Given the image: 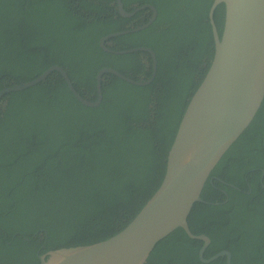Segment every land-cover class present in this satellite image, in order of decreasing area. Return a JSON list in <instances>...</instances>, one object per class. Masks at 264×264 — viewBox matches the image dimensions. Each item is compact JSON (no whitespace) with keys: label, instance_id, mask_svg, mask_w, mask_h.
<instances>
[{"label":"trees","instance_id":"1","mask_svg":"<svg viewBox=\"0 0 264 264\" xmlns=\"http://www.w3.org/2000/svg\"><path fill=\"white\" fill-rule=\"evenodd\" d=\"M122 2L127 11L157 9L150 26L106 42L115 52L151 48L152 83L105 73L102 103L91 108L55 71L0 100V264H41L49 251L109 239L163 181L182 117L214 57V0ZM151 13L122 17L116 0H0V92L52 66L63 67L90 101L103 68L147 82L154 72L150 53L107 52L100 40L142 27ZM225 14L224 4L214 13L220 36ZM201 197L205 203L194 205L188 222L211 240L204 258L228 250L232 264H264V101ZM202 245L178 228L145 264H227L226 258L203 263Z\"/></svg>","mask_w":264,"mask_h":264},{"label":"water","instance_id":"2","mask_svg":"<svg viewBox=\"0 0 264 264\" xmlns=\"http://www.w3.org/2000/svg\"><path fill=\"white\" fill-rule=\"evenodd\" d=\"M116 1L122 17L131 18L146 9L153 12L148 23L133 31L142 30L156 20L157 9L153 5L146 4L128 12L122 0ZM221 4L225 5L226 14L220 36L214 13ZM209 19L215 41L214 57L182 117L160 187L132 221L114 236L92 245L49 251L39 256L41 264H145L156 245L178 228L190 239L203 242L199 251L203 263L226 258V263L232 264V254L228 250L204 258L211 240L205 234H194L188 218L196 203H205L201 195L211 173L251 125L264 101V0H214ZM130 32L103 37L100 45L103 50L116 54L150 53L154 72L147 82L136 81L113 68H103L97 74V98L90 101L75 89L63 67L52 66L35 80L5 88L0 92V100L7 93L44 82L55 71L64 78L75 98L91 108L102 103L105 73L133 85L152 83L156 77L157 58L151 48L115 52L106 45L111 38Z\"/></svg>","mask_w":264,"mask_h":264},{"label":"flooded vegetation","instance_id":"3","mask_svg":"<svg viewBox=\"0 0 264 264\" xmlns=\"http://www.w3.org/2000/svg\"><path fill=\"white\" fill-rule=\"evenodd\" d=\"M122 3H123V2H122ZM123 5H124V3H123ZM139 7H141V6H139ZM124 8H125V6H124ZM146 10H147V9H146ZM142 11H144V10H142ZM118 12H119V11H118ZM128 12H130V11H128ZM151 12H152V11H151ZM119 14H120V13H119ZM136 14H137V13H136ZM136 14H135V15H136ZM152 14H153V12L151 13L150 19H151V17H152ZM156 18H157V17H156ZM150 19H149V20H150ZM148 22H149V21H148ZM148 22H147V23H148ZM154 22H155V21H154ZM154 22H153V23H154ZM153 23H152V24H153ZM144 25H145V24H144ZM140 27H141V26H140ZM140 27H137V26L134 27V26H133V27H131V28H129V29H132V30H131L132 32H136V31H133V30H135V29H137V28H140ZM142 30H143V29H142ZM100 41H101V40H100ZM106 42H107V41H106ZM106 45H107V44H106ZM100 46H101V45H100ZM107 46L109 47L110 45H107ZM109 48H110V47H109ZM110 49H111V48H110ZM111 50H113V49H111ZM113 51H114V50H113ZM149 80H150V79H149Z\"/></svg>","mask_w":264,"mask_h":264}]
</instances>
